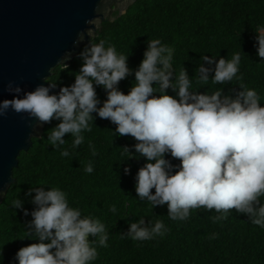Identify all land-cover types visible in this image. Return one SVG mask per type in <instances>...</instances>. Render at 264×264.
Listing matches in <instances>:
<instances>
[{
  "label": "clouds",
  "instance_id": "9594fccd",
  "mask_svg": "<svg viewBox=\"0 0 264 264\" xmlns=\"http://www.w3.org/2000/svg\"><path fill=\"white\" fill-rule=\"evenodd\" d=\"M254 32L256 55L264 60V26ZM172 56L173 49L159 39L148 40L134 71L135 83L125 94L118 85L133 75L128 56L114 46L105 47L103 41L86 45L78 53L81 66L72 84L60 86L58 92L48 83L24 91L10 81L6 91L13 98L0 101V116L11 109L34 119L36 127L58 121L47 137L50 145L59 148L65 144L64 136L70 134L72 147L77 148L84 142L82 133L91 131L95 113L116 125L115 135L135 139L132 147L138 155L125 146L122 149L129 154L126 160L145 158L135 175L139 200H146L152 208L166 205L167 216L173 221H185L190 210L203 208L219 214L211 217L215 223L227 220L235 210L264 228V106L260 95L243 83L239 91L230 89L229 94L223 87L211 94L192 91L186 69L177 75ZM68 58V54L63 57L65 61ZM201 60L204 63L196 71L205 84L209 78L217 85L234 78L242 80V75H237L239 53L230 60L207 55ZM97 86L106 93L103 102L97 96ZM169 88L175 96L167 94ZM89 148L96 155L94 146L89 144ZM60 154L69 156L66 149ZM166 157L179 163L173 164ZM85 172H93L91 163ZM129 173L130 168L125 167L124 174ZM25 196H30L35 206L30 213L19 198L12 207L31 215L28 233L36 242L16 252L18 264H92L98 257L94 245L108 247L105 224L70 207L61 189L32 187ZM110 211L116 212L115 206ZM166 232L162 220L153 224L139 218L129 222L121 236L149 241Z\"/></svg>",
  "mask_w": 264,
  "mask_h": 264
},
{
  "label": "trees",
  "instance_id": "16d2710c",
  "mask_svg": "<svg viewBox=\"0 0 264 264\" xmlns=\"http://www.w3.org/2000/svg\"><path fill=\"white\" fill-rule=\"evenodd\" d=\"M258 26H264V0H137L123 16L101 23L91 44L103 41L105 47L114 46L118 53L128 56L133 75L118 85L125 94L135 83L134 71L143 59L147 41L159 39L173 49L176 74L183 67L186 69L190 90L211 94L223 87L224 93L229 94L230 89L239 91V84L243 83L257 90L264 106V60L256 55L254 46V29ZM235 53L241 56L237 75H242V80L234 78L225 85L213 84L211 78L206 84L199 80L196 69L204 63L202 55L230 60ZM80 66L77 54L69 66L57 67L47 81L58 87L70 85ZM166 91L175 96L171 88ZM96 92L103 102V88L97 86ZM93 116L94 125L90 123L91 131L82 133L84 142L77 148L72 147L74 138L70 134L64 136L65 144L59 148L50 145L47 137L59 123L54 120L45 125L41 138L32 140L28 152L19 155L12 173L14 183L0 204V264H18L16 252L36 242L28 233L31 215L25 216L12 205L19 198L30 213L35 206L25 193L40 186L46 190L61 189L70 207L105 224L108 247L94 245L98 257L92 264H264V228L253 225L246 215L232 210L227 220L214 223L211 217L219 214L199 208L190 210L187 220L173 221L167 216L166 205L152 208L146 200H139L135 175L146 160H126L129 154L122 149L127 146L138 155L132 147L135 139L115 135L116 125L95 113ZM89 144L94 146L96 155H92ZM65 149L69 156H61ZM166 159L179 163L171 157ZM89 163L93 165L90 174L85 172ZM125 167L130 168L127 175ZM113 206L114 213L110 211ZM139 218L153 224L162 220L166 234L149 241L122 238L129 222ZM214 234L217 238L211 239Z\"/></svg>",
  "mask_w": 264,
  "mask_h": 264
},
{
  "label": "water",
  "instance_id": "95a60500",
  "mask_svg": "<svg viewBox=\"0 0 264 264\" xmlns=\"http://www.w3.org/2000/svg\"><path fill=\"white\" fill-rule=\"evenodd\" d=\"M136 1L0 0V101L13 98L6 91L10 81L24 91L48 83L57 67L69 66L81 47L91 44L101 23L123 16ZM35 125L11 109L0 116V204L14 183L19 155L41 138L46 124Z\"/></svg>",
  "mask_w": 264,
  "mask_h": 264
}]
</instances>
